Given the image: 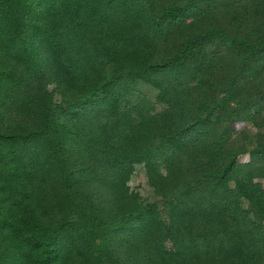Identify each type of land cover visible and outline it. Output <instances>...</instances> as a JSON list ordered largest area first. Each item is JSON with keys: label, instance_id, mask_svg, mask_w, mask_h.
I'll return each mask as SVG.
<instances>
[{"label": "trees", "instance_id": "obj_1", "mask_svg": "<svg viewBox=\"0 0 264 264\" xmlns=\"http://www.w3.org/2000/svg\"><path fill=\"white\" fill-rule=\"evenodd\" d=\"M0 264H264V0H0Z\"/></svg>", "mask_w": 264, "mask_h": 264}, {"label": "rangeland", "instance_id": "obj_2", "mask_svg": "<svg viewBox=\"0 0 264 264\" xmlns=\"http://www.w3.org/2000/svg\"><path fill=\"white\" fill-rule=\"evenodd\" d=\"M155 90L152 86L147 83L140 82L137 84V87L133 94L128 96V99L134 103L137 100L143 98L144 96L154 97ZM246 155L242 156V159H246ZM132 189L137 190L141 193V196L144 201H160V197L155 193L153 187L150 185L145 165L143 163L136 164L135 172L133 173L130 182Z\"/></svg>", "mask_w": 264, "mask_h": 264}]
</instances>
